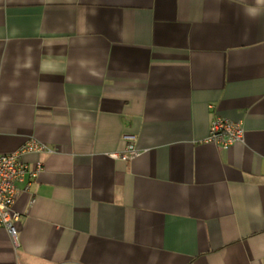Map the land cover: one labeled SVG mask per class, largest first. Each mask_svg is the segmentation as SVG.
I'll return each instance as SVG.
<instances>
[{"label": "crops", "instance_id": "crops-1", "mask_svg": "<svg viewBox=\"0 0 264 264\" xmlns=\"http://www.w3.org/2000/svg\"><path fill=\"white\" fill-rule=\"evenodd\" d=\"M29 140L0 264H264V0H0V154Z\"/></svg>", "mask_w": 264, "mask_h": 264}, {"label": "built area", "instance_id": "built-area-1", "mask_svg": "<svg viewBox=\"0 0 264 264\" xmlns=\"http://www.w3.org/2000/svg\"><path fill=\"white\" fill-rule=\"evenodd\" d=\"M245 129L241 122H235L223 118H216L211 123L209 141L223 149H230L237 142L244 140ZM125 140L128 146L124 153L112 154L113 158L127 160L137 154L133 143L135 136L127 135ZM49 149L35 140H29L19 150L12 154H0V227L7 230L15 245L18 243V231L15 226L21 215L14 210L18 197L19 182L28 176L31 180L36 179L42 169L39 163L36 169L30 168L24 160L26 154L43 152Z\"/></svg>", "mask_w": 264, "mask_h": 264}, {"label": "clouds", "instance_id": "clouds-1", "mask_svg": "<svg viewBox=\"0 0 264 264\" xmlns=\"http://www.w3.org/2000/svg\"><path fill=\"white\" fill-rule=\"evenodd\" d=\"M252 214L254 216H260V215H264V212H262L259 207H256L252 209Z\"/></svg>", "mask_w": 264, "mask_h": 264}]
</instances>
